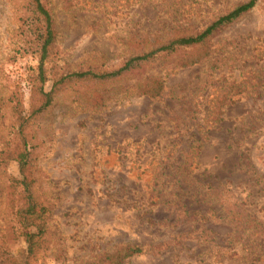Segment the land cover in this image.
Masks as SVG:
<instances>
[{
    "label": "rangeland",
    "instance_id": "1",
    "mask_svg": "<svg viewBox=\"0 0 264 264\" xmlns=\"http://www.w3.org/2000/svg\"><path fill=\"white\" fill-rule=\"evenodd\" d=\"M247 1L47 0L57 65L116 64L130 36L162 37L175 24L197 31ZM29 9L28 0H0V142L7 98L18 84L26 105L23 78L36 64ZM145 77L163 81L160 96L135 95ZM106 89L96 110L64 91L36 122L34 193L50 209V250L32 264H103L123 244L142 250L123 264H264V0L216 33L201 63L173 61ZM194 147L190 167L177 171ZM8 177L19 178L14 162L0 170V264L24 247L6 208ZM218 193L254 216L247 231L221 218Z\"/></svg>",
    "mask_w": 264,
    "mask_h": 264
},
{
    "label": "trees",
    "instance_id": "2",
    "mask_svg": "<svg viewBox=\"0 0 264 264\" xmlns=\"http://www.w3.org/2000/svg\"><path fill=\"white\" fill-rule=\"evenodd\" d=\"M34 23L33 35L36 50V64L28 67L23 82L27 87L26 105L23 102V92L16 84L7 98L10 106V127L5 139L0 142V170L5 169L8 163L14 162L17 166L18 179H7L5 203L18 230V237L24 247L15 256H9L4 264H32L38 256L46 255L50 250L48 222L50 209L47 201L40 199L34 193L37 183V168L33 155L34 140L36 137V122L54 103L60 93L73 90L80 91L87 110L99 109L104 106L110 96L108 89L132 76L141 77L147 71L159 69L174 61V66L187 68L201 63L211 54V39L224 27L233 23L248 13L256 4V0H249L238 4L228 11L218 14L207 26L197 31H188L180 24L170 28V32L159 36H130L123 41L128 48V55L113 65H86L75 69L57 65V52L54 48L55 34L52 17L47 0H28ZM164 88L159 78L145 77L138 81L135 87L136 96L157 98ZM232 92L241 93L239 85H233ZM219 102L215 111L221 106ZM218 121V120H217ZM198 147L185 152V158L179 162L176 170L187 171L191 160L195 158ZM193 152V154H192ZM245 155V154H244ZM246 158L241 154V161ZM189 160V163H188ZM188 163V164H187ZM246 164L243 163V166ZM4 174V173H3ZM253 177L254 172L251 171ZM257 175L254 177L257 180ZM7 178V176H6ZM259 180L256 181L258 183ZM200 184V182H197ZM207 200H210L212 191L210 182L205 183ZM3 186V187H4ZM179 194H188L181 187H177ZM183 193H182V192ZM193 193H191L192 195ZM219 195V193L217 194ZM218 196V212L225 214L221 218L243 232L253 215L244 209H238L237 203H227ZM222 201V202H221ZM166 203V202H162ZM207 205L208 202L206 203ZM184 216H191L193 212L183 210ZM240 208V207H239ZM208 211V210H207ZM216 213V211H212ZM254 222L256 220L254 219ZM142 252L141 247L135 244H123L110 254L103 255L100 261L103 264H123L124 260Z\"/></svg>",
    "mask_w": 264,
    "mask_h": 264
}]
</instances>
